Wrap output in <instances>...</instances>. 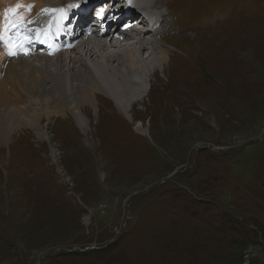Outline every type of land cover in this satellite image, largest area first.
<instances>
[{"label":"rangeland","instance_id":"1","mask_svg":"<svg viewBox=\"0 0 264 264\" xmlns=\"http://www.w3.org/2000/svg\"><path fill=\"white\" fill-rule=\"evenodd\" d=\"M156 1L167 61L130 119L96 93L85 137L67 115L44 141L5 124L0 264H264V0Z\"/></svg>","mask_w":264,"mask_h":264},{"label":"bare ground","instance_id":"2","mask_svg":"<svg viewBox=\"0 0 264 264\" xmlns=\"http://www.w3.org/2000/svg\"><path fill=\"white\" fill-rule=\"evenodd\" d=\"M65 1L14 0L12 2L21 5L16 10L20 11L27 10L29 6L30 9L34 7L43 9L44 7L54 6V4H63ZM110 1L114 4V8H118L119 4H116L115 0ZM8 2L9 0H0L2 4ZM16 5L14 8H16ZM161 6L162 4H158L156 0L145 4V7L153 12L159 11ZM89 11L87 10L86 13L72 12L63 40L58 37L57 31H53L52 20L45 21L44 24L51 23L52 29L50 38L41 45L48 48L53 43L57 44V53L52 58H48L47 53H41L38 49L25 50L26 55H16L14 49L5 50L0 47V141L9 139L13 129L9 124L7 126L5 124L13 122L15 117H19L22 126L28 127L39 139L44 141L49 140L48 132L44 128L47 123L45 118L50 120L52 117H58L57 119H63L64 121L67 120L66 117H59L67 115L72 118L75 125L82 131L83 137H85L88 133L86 128L89 125L87 113L89 110L94 111V113L98 110L99 104L95 96L96 93H101V96L110 99L114 110L116 109L124 118L128 117L130 119L129 111L138 101V96L141 97L143 92V75L155 71L159 67H163V70H165L163 65L167 61V50L162 46L161 38L164 33L169 32L172 12L169 10L166 13L159 11L161 18L156 25H153L154 28L150 32L139 30L135 33V36H130V40L123 42V44L131 42L134 46L130 45L125 50H112L111 53L108 51L103 52L100 56H97L95 53L102 51L105 47H120L123 44L108 39V32L106 34L108 36L99 33L95 36L90 35L86 39L83 38L76 43L75 47L69 49L68 45L71 41L78 39L75 38V35L84 29L86 25H90L88 23ZM34 15L35 13L29 10L15 24L25 25ZM43 25L40 27L42 28ZM123 29L124 27L120 25L117 26L116 31L122 32ZM146 38L150 41H146ZM66 42L69 43L66 44ZM149 49L153 54L151 53L150 57L147 56V59H149L147 61L140 54ZM138 51L141 53H138ZM35 61L37 64L34 63ZM148 62H153V67ZM75 64H78V69ZM61 65H66L67 70L62 71ZM26 67L27 77L24 78L21 74L25 73L24 68ZM133 68H137L140 74L129 73ZM20 94L25 98H21ZM115 119H118V117ZM103 120L101 122L107 123ZM139 125H136V127H140ZM139 129L143 133V129ZM100 132H103V130ZM120 133L119 135H121ZM112 135H115L114 137L117 139L115 133ZM98 139L100 138L98 137ZM84 140L88 141L86 138ZM51 152L52 159H54V148L51 149Z\"/></svg>","mask_w":264,"mask_h":264},{"label":"snow or ice","instance_id":"3","mask_svg":"<svg viewBox=\"0 0 264 264\" xmlns=\"http://www.w3.org/2000/svg\"><path fill=\"white\" fill-rule=\"evenodd\" d=\"M20 7H21V5L20 4H17L16 5V8H11V9H6L5 10V22L6 23H12L13 25H15V23H17L20 20V17L19 16H16L15 20H10L9 19V13H11V14H13L15 16L16 10L18 8H20ZM9 54H11V53H9Z\"/></svg>","mask_w":264,"mask_h":264},{"label":"water","instance_id":"4","mask_svg":"<svg viewBox=\"0 0 264 264\" xmlns=\"http://www.w3.org/2000/svg\"><path fill=\"white\" fill-rule=\"evenodd\" d=\"M174 173H175V172H174ZM174 173H173V174H174ZM171 176H172V174H171ZM171 176L169 175V176H168V179L171 178ZM140 193H141V192L138 191L136 194H140Z\"/></svg>","mask_w":264,"mask_h":264}]
</instances>
